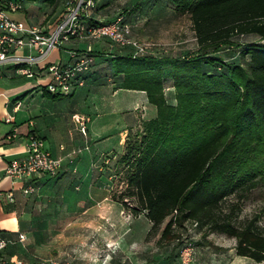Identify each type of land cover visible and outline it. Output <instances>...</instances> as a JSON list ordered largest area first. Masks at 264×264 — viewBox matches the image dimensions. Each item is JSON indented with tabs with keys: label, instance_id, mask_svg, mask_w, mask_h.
<instances>
[{
	"label": "trees",
	"instance_id": "obj_1",
	"mask_svg": "<svg viewBox=\"0 0 264 264\" xmlns=\"http://www.w3.org/2000/svg\"><path fill=\"white\" fill-rule=\"evenodd\" d=\"M171 1L189 14L198 51L134 57L127 48L114 60L124 86L146 90L158 109L143 129L129 132L125 153L116 159L127 168L128 191L119 199L129 207L125 198L135 196L132 211H145L150 234L171 215L161 241L178 239L176 225L193 220L236 237L237 254L264 261L258 218L238 226L223 208L231 192L264 181V0ZM248 35L260 40H234ZM230 45L237 46L240 62L213 54ZM168 78L175 105L166 100Z\"/></svg>",
	"mask_w": 264,
	"mask_h": 264
},
{
	"label": "crops",
	"instance_id": "obj_2",
	"mask_svg": "<svg viewBox=\"0 0 264 264\" xmlns=\"http://www.w3.org/2000/svg\"><path fill=\"white\" fill-rule=\"evenodd\" d=\"M18 1L22 4L18 10L24 9V17L21 14H11L17 10L9 11L13 18L30 25L51 28L64 13L67 0ZM108 12L112 14L108 15ZM123 12L132 25L134 35L136 27L141 28L147 24L152 26L156 22L157 28L161 25L172 29L177 27V33L178 21L181 16L187 15L190 28L181 26L179 35L186 37L185 34L190 33L196 40L189 14L178 12L171 0H96L92 9L94 18L106 20ZM163 21H167L166 24ZM144 29L146 31V27ZM155 42L157 44L153 49L157 50L159 42ZM89 43L96 54L94 64L86 83L69 95L49 93L45 89L49 75L45 73L37 76L39 78L35 82L29 79L16 82L14 79L0 83V234L15 239V243L19 245L18 248L7 247L9 256L22 257L19 254L20 245L25 239L17 240L20 232L31 233L38 228H61L74 229V234L61 232L58 237L59 243L78 244L73 264H114L115 249L107 248L109 256L106 263L94 259V253L105 244H116L121 253L118 262L122 264L126 261L149 264L146 259L131 257L130 247L136 238L151 236L160 228L149 233L152 221L146 213L140 214L132 224L130 213L126 211L123 202L111 197V175L107 170L109 165L106 164L114 163V159L125 153L129 132L141 127L142 122L156 118L158 109L150 102L146 90L125 87L124 74L115 69L116 55L125 54L128 47L113 45L106 39L92 42L73 39L67 41L63 48L51 50L45 61L68 62L71 60L70 51L85 48ZM222 51L224 49L216 54L222 55ZM189 52L180 55H188ZM191 52L192 55L197 51ZM149 54L155 55V52ZM168 56L177 55L168 52ZM1 68L11 77L23 75L13 64H2ZM167 81L166 100L175 105L177 98L173 80L168 78ZM75 113L89 117L86 134L75 122ZM7 117H12L14 122H8ZM14 128L15 136L8 138V133ZM31 131L44 139L52 155L61 160V168L55 176L46 173L34 175L31 181L37 188L33 192L24 193V182L12 181L5 171L9 159L25 154ZM10 192L14 194L13 200L9 198ZM136 223L138 229L135 232L133 225ZM84 229H90V237L86 236ZM161 235L162 233L158 242L162 244ZM87 243H91L92 247L86 248L84 245ZM179 248L176 245L175 255L180 264ZM66 254L67 252H50L44 257L22 258L28 261L47 257L65 260Z\"/></svg>",
	"mask_w": 264,
	"mask_h": 264
},
{
	"label": "built area",
	"instance_id": "obj_3",
	"mask_svg": "<svg viewBox=\"0 0 264 264\" xmlns=\"http://www.w3.org/2000/svg\"><path fill=\"white\" fill-rule=\"evenodd\" d=\"M95 5L96 0H67L64 13L55 24L51 28H43L10 15L9 11L22 7L18 0H0V65H16L17 71L26 76L48 74L45 89L53 95H69L86 83L96 54L89 43L85 48L70 51L71 60L68 62L45 61L51 50L63 48L67 41L75 39L92 42L106 39L113 45L128 47L134 57L152 53L157 43L137 38L124 13L111 20L96 19L92 15ZM17 106L18 104L15 107ZM73 117L80 130L86 134L89 117L82 113H75ZM6 120L14 122L12 117H7ZM15 134L16 128L7 136L12 138ZM60 168L61 160L52 155L42 137L31 131L25 154L9 159L5 174L12 181H23L24 193H30L37 188L31 181L34 175L46 173L55 176ZM9 198L14 199L12 192L9 193ZM176 212L177 210L174 214ZM193 224L197 226L198 222L194 221ZM25 238L26 234L20 232L17 240L23 241ZM15 242V239L0 234V264H66L65 260L58 257L28 261L17 255L9 256L6 249ZM179 247L180 264H194V241L187 237L180 241ZM125 264L138 263L126 261Z\"/></svg>",
	"mask_w": 264,
	"mask_h": 264
},
{
	"label": "rangeland",
	"instance_id": "obj_4",
	"mask_svg": "<svg viewBox=\"0 0 264 264\" xmlns=\"http://www.w3.org/2000/svg\"><path fill=\"white\" fill-rule=\"evenodd\" d=\"M11 14L13 16H18L19 14H21L24 17V9L17 10L14 13L11 12ZM111 14L112 13L108 12V15ZM166 22L163 21V24H166ZM150 24H152V22ZM156 24H158V22L153 23L152 26H149V24H147L146 26L142 25L141 28L138 26L135 30V36L137 38L142 40H155L159 42V45H157V50L155 48L153 49L155 55L168 56V52H171L174 55H180L183 53L187 54L189 51L191 52V50L194 52L198 51L197 49L199 46L196 44V40H194L192 36H190V33L185 34L186 37H180L179 35L181 26L190 28V24H188L187 15L181 16L180 20L178 21L177 33H175L177 27L175 29H172L169 26L162 27L161 25L160 28H157ZM145 27L146 31L144 29ZM150 34H152V36L154 37H152ZM234 40L235 42L242 43V41L260 39L257 35H248L247 37H234ZM223 49L224 51H222V55H219V53L216 54V52H214L213 54L217 55L216 57L222 56L227 60L234 61V63L241 61L240 54L238 53V48L236 45H230ZM219 66H217L218 69L221 68V65ZM36 78L39 77H28L26 75L11 77L5 69H0V83H3L4 80L6 81L14 79H16V82H22L27 79L35 82L37 80ZM144 125L145 122H142L141 127H137L131 132L135 134L137 131L143 129ZM114 160V163L110 162L106 165H109V169L107 170L108 173L111 175V177H109L110 188L112 189L111 197L117 199L120 197L121 193H123L124 191H128L126 174L127 168L118 160ZM135 199V196L127 197L129 207H125L126 211L130 213L132 224L133 220L137 219L140 214L145 213V211H143L142 213L136 215L132 211V207L137 205ZM223 208L225 215H228L231 221L238 226H241L247 223L250 219L257 217V223L264 232V181L260 182L257 187L252 188L250 190H246L244 192L235 190L231 192L225 198ZM170 218L171 215L166 217L164 222L161 224L160 229L156 233H153L151 236L147 237V235H142L140 239L136 238V240L133 241L130 247V250L132 251L131 257H136L140 260L146 259L148 260L149 264H179V260L175 255V248L176 245H179L178 243H180V241L185 240L188 237L189 239H192L195 244L194 264H264V261L257 262L249 256L237 254L235 248L236 237L230 236L224 232L213 231L209 228L208 225L199 226L198 224L197 226H194L193 220H186L182 225H176L177 233H179L180 237L172 241H167L166 239L161 244L158 242V239ZM137 225L138 223L133 225L135 228V232L138 229ZM84 230H86L84 231L86 236L90 237V229ZM61 232H64L66 234H74V229L62 230L61 228H38L31 231V233L25 231L27 236L23 241V244L20 245V256L32 259L44 257L47 255V253L50 252H61L62 254L67 252V254L65 255V262L66 264H73V260L75 259V253L78 252V248H76L78 244L59 243L58 237ZM84 246H86V248H91L92 244L87 243ZM11 247L18 248L19 245L17 243H11L9 244V248ZM116 247V244H105V246L101 245L99 251L94 253V259L97 262L101 261L103 263H106V258L109 256L107 253L109 252L107 251V248H110V250L115 249L116 251L113 254L114 264L121 263L118 262L120 261L119 255L121 253L118 252V248Z\"/></svg>",
	"mask_w": 264,
	"mask_h": 264
}]
</instances>
